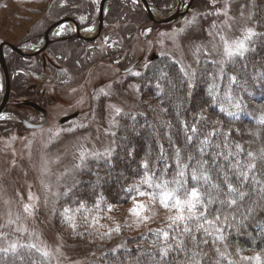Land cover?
Listing matches in <instances>:
<instances>
[{"label": "rangeland", "instance_id": "1", "mask_svg": "<svg viewBox=\"0 0 264 264\" xmlns=\"http://www.w3.org/2000/svg\"><path fill=\"white\" fill-rule=\"evenodd\" d=\"M101 1L0 0V44H22L67 15L77 16L89 25L93 16L98 20ZM178 1L149 0L158 19L174 13ZM105 11L99 50L85 64L77 65L75 75L67 79V73L44 71L37 59L19 57L5 47L11 91L0 115V249L16 242L18 252H0L2 264H101L117 229L133 236L146 231L158 233L177 223L169 219L178 215L173 200L169 199L167 206L161 203L160 194L164 191L143 183L149 178L145 172L133 185L129 184L132 193L125 203L104 207L103 203L108 202L103 194L99 195V167L110 162L118 146L123 145L120 139L126 137L128 128L135 126L136 116H153L151 100L157 93L149 90L146 79H157L155 89L163 80L162 72L147 75L146 69L155 62H150L154 52L176 60L191 85L200 79L208 82L213 91L212 82L222 79L233 59L241 57H227L226 42L232 44L250 34L245 41L247 49L256 32L264 29V0H195L187 16L163 25L148 16L140 0H109ZM72 26L76 29L75 24ZM95 33L93 28L83 31L85 37ZM37 44L38 41L24 49L35 52L41 46ZM140 59L136 69L122 74L123 69ZM95 61L97 65H93ZM86 68L89 75L85 80ZM145 72L146 78L142 77ZM34 83L38 84L36 91L47 92L50 119L42 128L29 129L19 124L22 121L18 115L22 112L16 104L32 94L30 87ZM97 84V93L92 94ZM4 92L5 75L0 63V103ZM249 99L254 105L261 104ZM76 111L79 116L59 123L63 116ZM140 122L141 128H151V124ZM154 136L153 140L159 142L165 139L159 132ZM140 140L143 138L139 137ZM113 175V170L106 174L108 178ZM121 182L123 178L111 186ZM84 192L87 198L81 201L77 196ZM139 192L150 195L140 196ZM188 196L178 198L183 201ZM91 200L95 202L90 203ZM138 204L147 210L133 215L130 209ZM194 211L196 216L202 212L199 205ZM184 214H189L187 209ZM97 240L102 246L97 245ZM30 243L45 248L49 257L34 249H19V244ZM241 252L245 257L259 254L264 264V250L242 248Z\"/></svg>", "mask_w": 264, "mask_h": 264}, {"label": "trees", "instance_id": "2", "mask_svg": "<svg viewBox=\"0 0 264 264\" xmlns=\"http://www.w3.org/2000/svg\"><path fill=\"white\" fill-rule=\"evenodd\" d=\"M254 36L223 78L214 79L213 91L200 79L191 85L179 63L170 58L151 63L146 69L147 75L162 72L165 82H158L155 89L157 79H146L149 90L157 93L151 100L153 116H136L135 128L127 129L126 137L120 139L123 145L118 146L112 160L101 163L99 195L108 202L103 205L125 203L132 193L129 184L145 172L153 188L174 191L179 198L189 195L193 188L198 190L203 201L199 209L205 215L178 221L158 233H111L112 245L107 247L101 264H193L194 259L199 264H251L242 259V248L264 250V29ZM147 75L145 72L142 77ZM249 97L261 104H252ZM140 120L151 128H141ZM157 132L165 136L163 141L153 140ZM139 137L143 138L140 142ZM249 164L256 166L248 168ZM112 170L114 179L106 176ZM241 172L247 179L240 176ZM193 174L210 179H193ZM120 178L123 183L111 186ZM164 182L166 189L155 186ZM229 184L244 197L231 192ZM84 194L77 198L83 201L87 198ZM231 200L236 203H229ZM205 217L213 223H206ZM96 243L102 246L98 240ZM194 253L198 255L194 257Z\"/></svg>", "mask_w": 264, "mask_h": 264}, {"label": "flooded vegetation", "instance_id": "3", "mask_svg": "<svg viewBox=\"0 0 264 264\" xmlns=\"http://www.w3.org/2000/svg\"><path fill=\"white\" fill-rule=\"evenodd\" d=\"M148 2H149V0H148ZM194 2H195V0H189V1L188 0H179L177 2L176 8H175L176 11L180 10L182 13H184L180 17L187 16V14L193 10ZM149 5H150V2H149ZM150 7H151V5H150ZM176 11H174V12H176ZM171 12H169V14H167L166 17H168L169 15H171L173 13V12L172 13ZM105 15H106V11H105ZM64 17H70L73 19V21L66 22V23L54 28L49 33L48 39H46L45 34H46L48 28L53 23H55L56 21H53L47 27V29L44 31V33L40 32V33H38V35L37 34L32 35V36H30L31 38L28 37L26 39V41L23 40L24 42L22 44L15 45V46L19 47L21 50H23L25 52L24 54L13 50L8 45H5V47L7 46L10 50H12V52H16L19 55V57H25L28 59H35V60L37 59L36 60L37 62H39V63L41 62L42 70H44V71H49L50 69H52V70H54V72L56 74L57 73H59V74L60 73L61 74L67 73L65 79H67V77H69V75H71V74L75 75L76 66L85 64V61L87 59L88 60L91 59V56L97 50H99V47H100L99 40L101 39V36L103 34L106 19L104 18V25H103V29H102L101 34L98 35L96 39L89 40V39L85 38V36L83 35V31H85L89 28H93L94 31L96 30V33H95V35H96L98 32L99 17H98V20H96V19H94V16H93L91 18V20L88 22V23H90L89 25H84L82 23V21L78 20L76 18L77 16H74V15H67ZM72 23L76 25V29H74V27L72 26ZM93 23H96V24L98 23L96 28H94V26H91ZM155 23H157V22H155ZM157 24H159V23H157ZM159 25H163V24L160 23ZM58 31H61V32H58ZM81 35L84 37H82ZM37 41H38L37 45L41 44V46L38 47V49L35 52L28 53L25 51L24 48L29 47V44H36ZM47 41L49 42L47 47L41 51V49L46 45ZM5 47H4V56H5V60H6ZM154 54H157V58L153 59L152 58L153 55H152L150 62H154V61L156 62V61L163 58L162 55L158 51L154 52ZM141 61H142V59L133 61V63L129 67H127L121 71L122 74L128 75L129 73H131L134 69H136V67L140 64ZM97 64L98 63L96 61L93 62V65H97ZM132 66H134V68L128 71V69ZM7 67H8V65H7ZM8 71H9V69H8ZM84 74L86 75L84 78L86 80L88 75H89V70L87 68L84 70ZM9 75H10V73H9ZM10 81H11V77H10ZM37 86H38V84L34 83L30 87V91L32 94L28 98H23L22 100L18 101L16 104L17 107L20 109V112H22L21 114L18 115L19 119H21V121H22V123L19 122L20 125L22 124L23 126H25L23 120H27V121L34 123V124H41V123L43 124L44 123V125L42 127H44L49 122L50 113H49L48 108H47V106L49 105V102L45 100V96L47 97V95H46L47 92L41 93L40 91H36L35 89L37 88ZM98 87H99V85L97 84V86L93 88L92 94L97 93ZM5 89H6V79H5ZM26 100L37 103L44 110L39 109V108H37L33 105H30V104H25ZM72 114H75V116L69 120H73L75 117L79 116L80 112L76 111V112H73L69 115H72ZM69 115H65L62 118L69 116ZM40 117H42L41 121L39 120ZM62 118L60 119L59 123H61ZM63 123H65V122H63ZM42 127H40V128H42ZM29 129H31V128H29ZM34 129H38V128H34Z\"/></svg>", "mask_w": 264, "mask_h": 264}, {"label": "snow or ice", "instance_id": "4", "mask_svg": "<svg viewBox=\"0 0 264 264\" xmlns=\"http://www.w3.org/2000/svg\"><path fill=\"white\" fill-rule=\"evenodd\" d=\"M247 39H250V34L246 35L244 40L234 41L232 44H227V42H226V47H225L226 56L229 58L236 56V55L243 56L244 52L246 51L245 41ZM185 75H187V73H185ZM117 112H119V109H117ZM193 131H195V129H193ZM201 151H203V149H201ZM178 163H179V161H178ZM255 166H256L255 164L247 165L248 168H255ZM181 175H183V173H181ZM240 176L244 179H247V175L244 172H241ZM193 179H203V180H205V182H207L210 178L206 175H203L201 177H197L195 174H193ZM143 183L148 184L149 187L153 186L151 178H146L143 181ZM155 186L158 188L166 189L167 182H164V184H157ZM228 187H229V190L231 192L238 193V195L241 199L244 197L245 194L243 192L239 191L238 189L233 188L231 184H229ZM139 195L145 196V195H150V194L145 193V192H139ZM160 198H161V203H163L165 206L168 205L169 199L173 200L172 206L177 210L178 215H176L174 217H169V219L172 220L174 223L177 221L183 222L185 220L200 219V217H204V215H205L204 212L202 211L200 213V216H196V213L194 211L196 209L197 205H203V201L201 200L200 194L195 188H193L190 191L188 198L183 200V201L175 196L174 191H167V190L160 194ZM229 203L235 204L236 200H231ZM185 209H187V212L189 213L188 215L184 214ZM25 210L27 211L28 208L26 207ZM146 210L147 209L145 208V206L143 204H138V205L134 206L132 209H130V212L133 215L139 216V215H141V213L143 211H146ZM205 211H206V209H205ZM143 218L147 219L148 217L144 216ZM216 219L218 220L219 217H216ZM205 221L208 224L213 223L212 221H208L206 217H205ZM201 227H203V225H201ZM118 230L119 229H117V231ZM184 230L185 231H191V229H188V228H185ZM164 236L167 237L168 233L165 232ZM220 239H223V237L221 236ZM19 249H34L37 252H40L43 255V257H45V258H48L50 255L49 251H47L45 248L38 247L34 243H30L27 245L19 244ZM0 252H3L5 254L11 252L13 255H16L18 252V245L16 242H13L7 248L0 249ZM196 255H198V254H196V253L193 254L194 257ZM242 259L255 261V264H262V258L259 254H257L254 257H243ZM193 264H199V261L194 259Z\"/></svg>", "mask_w": 264, "mask_h": 264}, {"label": "water", "instance_id": "5", "mask_svg": "<svg viewBox=\"0 0 264 264\" xmlns=\"http://www.w3.org/2000/svg\"><path fill=\"white\" fill-rule=\"evenodd\" d=\"M108 1L109 0H102L101 1L100 10H99V26H98V32H97V34L94 37H85L86 39H89V40L96 39L97 36L101 34L102 29H103V25H104L106 5H107ZM140 1H141L142 5L144 6L145 11L148 14V16L153 21H155L157 23H169V22H171L173 20L178 19L181 15L184 14L180 10H178V11L172 13L171 15H169L168 17H165V18H162V19H158L155 16L152 8L150 7L148 0H140ZM69 21H73V19L70 18V17H63V18L58 19L55 23H53L48 28V30H47V32L45 34L46 35V39H48L49 33L54 28H56V27H58V26H60V25H62L64 23H66V22H69ZM82 37H84V36H82ZM48 43L49 42L47 41L46 42V45L41 49V51L44 50L47 47ZM5 45L10 46L13 50H15V51H17L19 53H22V54L25 53L19 47L15 46V45H13V44H11L9 42H4V43H2L0 45V63H1V66L3 68L4 75H5V79H6V89H5V93H4V96L2 98V101L0 103V115L2 114V112L5 109V107L8 104V101H9V98H10V91H11L10 75H9L8 67H7V64H6L5 56H4V47H5ZM152 58L153 59H156L157 58V54H153ZM133 68H134V66L130 67L128 69V71L131 70V69H133ZM25 104H30V105H33V106L39 108V109L44 110L40 105H38L37 103H34L32 101H29V100H26L25 101ZM74 116H75V114H72V115H69V116H66V117L62 118L61 123L68 121L69 119L73 118ZM23 122H24L25 127L31 128V129L40 128V127H42L44 125V123L43 124L42 123L41 124H34V123H31V122H29L27 120H23Z\"/></svg>", "mask_w": 264, "mask_h": 264}]
</instances>
